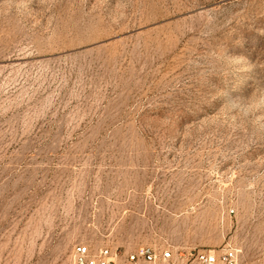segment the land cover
<instances>
[{
	"label": "rangeland",
	"instance_id": "rangeland-1",
	"mask_svg": "<svg viewBox=\"0 0 264 264\" xmlns=\"http://www.w3.org/2000/svg\"><path fill=\"white\" fill-rule=\"evenodd\" d=\"M230 242L264 264V0H0V264Z\"/></svg>",
	"mask_w": 264,
	"mask_h": 264
},
{
	"label": "built area",
	"instance_id": "built-area-1",
	"mask_svg": "<svg viewBox=\"0 0 264 264\" xmlns=\"http://www.w3.org/2000/svg\"><path fill=\"white\" fill-rule=\"evenodd\" d=\"M242 251L228 243L219 251L176 249L171 245L142 246L129 254L109 247L93 248L78 244L72 252V264H241Z\"/></svg>",
	"mask_w": 264,
	"mask_h": 264
}]
</instances>
